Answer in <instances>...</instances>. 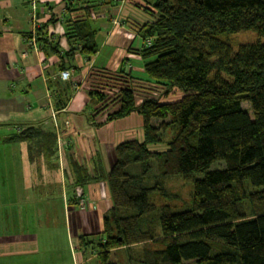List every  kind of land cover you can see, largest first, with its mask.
<instances>
[{"label": "trees", "instance_id": "trees-1", "mask_svg": "<svg viewBox=\"0 0 264 264\" xmlns=\"http://www.w3.org/2000/svg\"><path fill=\"white\" fill-rule=\"evenodd\" d=\"M134 1L151 17L140 28L146 81L161 86L164 96L184 95L163 104L145 98L109 116L137 112L144 137L116 148L106 176L113 207L93 253L99 264H116L114 251L123 249L126 264H264V55L260 45H247L245 53L224 40L248 30L264 36V0ZM69 2L67 56L78 51L90 59L99 48L90 18L100 4ZM68 67L62 63L61 71ZM56 87L54 108L62 111L70 87ZM31 133L6 140H27ZM47 135L56 140L55 133ZM164 142L165 151L149 148ZM178 178L192 185L181 205L170 185Z\"/></svg>", "mask_w": 264, "mask_h": 264}, {"label": "crops", "instance_id": "crops-1", "mask_svg": "<svg viewBox=\"0 0 264 264\" xmlns=\"http://www.w3.org/2000/svg\"><path fill=\"white\" fill-rule=\"evenodd\" d=\"M69 1L39 0L41 11L51 13L40 15L44 45L36 51L24 41L31 30L28 0H0V129H7L0 139V264H99L94 246L113 207L107 173L117 146L143 140L137 112L109 116L139 105L145 84L158 86L146 81L139 54L149 14L134 0H89L100 4L91 23L98 53L68 57ZM59 84L70 87L62 111L53 103ZM26 131L33 132L27 140H6ZM50 132L56 140L46 138ZM80 199L90 206L80 208Z\"/></svg>", "mask_w": 264, "mask_h": 264}, {"label": "rangeland", "instance_id": "rangeland-1", "mask_svg": "<svg viewBox=\"0 0 264 264\" xmlns=\"http://www.w3.org/2000/svg\"><path fill=\"white\" fill-rule=\"evenodd\" d=\"M70 2H68L69 4ZM67 8V6H66ZM195 10L197 11H203V8L200 5H197L194 7ZM67 12V11H66ZM225 40V45H227L231 50L233 51H246V46L249 44H256V45H260V49L262 54L264 55V36H259L255 31L252 30H248L242 33H238V34H233L228 36L227 38L224 39ZM223 40V41H224ZM246 53V52H245ZM145 74V73H144ZM218 79H221L222 81H232L233 78L226 75V74H218ZM126 79H128L126 77ZM133 79V78H130ZM133 81V80H132ZM131 80L127 81L126 83L129 84H133ZM134 84H137L134 82ZM143 84H140L138 86H136V88L140 87ZM153 87V84H145L143 88H141L142 90L145 89L147 92L143 93V95L146 98H156L160 103H172V102H176L179 99H181L182 93L180 91H172L168 96H164L163 92H162V88H160L159 86L157 87H153V89H148ZM174 92V93H173ZM142 94V93H140ZM151 96V97H150ZM141 99L145 98L143 96H139ZM134 101V99L131 97L129 100H126V102H131ZM243 108L249 112V114H251V109L248 103H244L243 104ZM7 133V129H0V139L1 137H5ZM143 137H144V131H143ZM165 143V144H164ZM163 144H159L156 146H150L149 148L152 151H165L167 150V146H166V142H164ZM128 172L133 173L134 171L131 168H128ZM171 185V190L174 191L175 193L177 192L180 196V205L183 203V201H187L190 197V192L192 191V185L188 184L186 182H184L181 179H173L170 182ZM88 201V200H87ZM90 201V200H89ZM91 204V202H90ZM90 204L88 205V207L90 206ZM114 259L112 258V260L114 262H116V264H126V259H127V251L125 249L120 250V251H114ZM94 263V262H93ZM128 264H138L136 262H132V263H128Z\"/></svg>", "mask_w": 264, "mask_h": 264}, {"label": "built area", "instance_id": "built-area-1", "mask_svg": "<svg viewBox=\"0 0 264 264\" xmlns=\"http://www.w3.org/2000/svg\"><path fill=\"white\" fill-rule=\"evenodd\" d=\"M28 3L30 4V14H31V30L28 31L27 35L24 37V41L31 45L36 51L40 49V44L38 42L39 38V32L43 29L44 24L40 17L41 13L50 14L49 8H46L43 12L40 9L39 0H28ZM93 19V18H90ZM115 24L119 25V19H116ZM148 45H151V40H148ZM69 71H62L61 77L63 79L69 78ZM78 205L80 208L85 209L88 207L89 202L86 199H80L78 202Z\"/></svg>", "mask_w": 264, "mask_h": 264}]
</instances>
